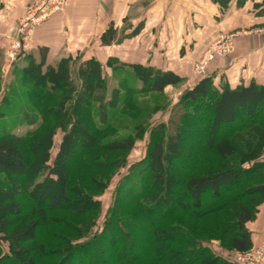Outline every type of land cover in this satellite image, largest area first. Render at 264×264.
I'll return each mask as SVG.
<instances>
[{"label":"trees","instance_id":"16d2710c","mask_svg":"<svg viewBox=\"0 0 264 264\" xmlns=\"http://www.w3.org/2000/svg\"><path fill=\"white\" fill-rule=\"evenodd\" d=\"M214 1L225 13L231 0ZM144 27L140 22L129 34L120 35L112 26L101 41L106 46L119 45L137 38ZM74 61L69 56L51 65L45 58L39 62L30 59L24 74L31 75L33 85L40 84L37 97L32 99L38 105H51L41 111L44 122L37 130L25 135L4 130L0 133V264H40L39 257L50 244L39 241V231L52 222V214L71 205L75 217L87 216L86 223L78 228L80 238H65L63 246L57 248L59 264H142L148 260L158 264H238L211 249L210 244L215 242L212 237L199 238V226L191 229L182 220L175 222V217L193 213L202 219L221 214L222 228L215 234L225 239H220L222 249L236 254L254 248L248 224L256 221L264 203V86L252 82L237 88L227 83L216 87L215 78L210 76L188 90L179 103L178 117L156 125L150 132L138 172L141 189L133 186L125 195L118 191L105 232L90 236L96 227L92 216L100 212L101 203L79 192L76 200L71 199V168L99 146L103 133L112 130L111 111L119 102L124 107L121 111L127 106L135 110L134 95L163 93L167 87L182 83L183 78L173 71L129 65L142 90L136 91L122 80L120 88L126 90L122 101L107 100L102 62L95 57L83 60L73 77ZM114 61L111 58L108 64L118 70ZM120 88L112 94L117 95ZM203 105L206 111L199 115L197 111ZM192 126L205 148L217 149L228 158L235 151L236 159L201 175L188 177L173 172L172 165L182 157L183 139ZM59 130L62 137L52 158ZM220 130L226 131L219 134ZM237 136L241 137L233 142ZM136 141L137 137L126 136L101 147L108 152H131ZM213 203L217 204L209 208ZM133 204L140 206V212L125 214L124 208ZM144 224L150 225L152 236L141 231ZM89 237L87 242L75 244ZM143 245H150L151 251L141 254Z\"/></svg>","mask_w":264,"mask_h":264},{"label":"rangeland","instance_id":"374dc122","mask_svg":"<svg viewBox=\"0 0 264 264\" xmlns=\"http://www.w3.org/2000/svg\"><path fill=\"white\" fill-rule=\"evenodd\" d=\"M78 1L82 0H69L68 4L61 8L60 12L57 14L60 13V15H63L65 13H70L73 8L80 4ZM35 2L24 9L19 15L17 21L12 24L11 32L14 37L12 36L13 38L7 51L11 48L14 39L18 41L22 40L23 33L29 30L27 29L26 31L21 32V23L23 17L26 16L28 10L35 4ZM81 9L84 10V8ZM143 14V10L138 5L130 7V14L122 24L123 35L129 34L132 29L139 24ZM70 18L72 22L77 24L83 20L79 16H72ZM49 19L37 23L36 28L33 29L32 38L35 36L37 29L47 23ZM154 25H157L156 29H154V35L145 34L140 39L126 40L116 47L106 50L107 53L101 50L96 42L95 44H91V50L96 51L94 55L100 57L99 59H101L104 66L103 76L108 85L107 100L112 98L118 101L124 97L126 90L124 87L120 88L119 85L122 80H126L134 90H142V83L137 78L134 70L129 66L133 64L149 66L156 71H163L166 68L159 69L157 65H162L165 64L163 62L169 61V64L171 65H168L167 68L175 67L176 69L179 67V69L175 71L181 75L183 82L177 86L167 87L163 93L145 92L134 95L132 100L133 102H136L135 110L130 109L129 106H127L125 110L121 111L124 107L123 103L119 102L116 110L111 111L110 123L112 125V130L105 134L103 133L99 138V146L95 148L89 156L82 158V160L75 163L71 168L69 184L71 199L73 201L76 200L78 197L76 193L79 192V195L86 194L94 196L95 199L99 200L101 203L100 212L92 216L96 221V227H94L90 236L99 235L105 232L106 226L108 225L109 212L112 207L115 206L116 200L119 197L118 195L120 194L118 191L122 192L121 195H125L133 186L136 190L141 189L139 185L141 179L139 178L138 172L142 168V161L146 156L150 140V132L153 127L160 123L168 124L171 117H173V119L177 118L179 115L178 111H180L179 103L183 99L185 93L195 87L202 79L210 76L214 77L216 87L224 83L223 79L217 80V76L210 72L212 71L211 66L218 59L224 57H218L214 61H211L208 65L206 74L199 75L195 72V64L201 60L208 47L219 41L221 37L236 35L234 37V48L229 54L232 55L236 51V44L239 40L257 38L264 35V26L261 28L241 27L232 31L218 32L216 34V28L213 26L214 24L205 23L206 26L204 25L205 27L203 26L202 28H205V31L210 30V33L208 32L210 37H203L200 45L195 46L196 41L194 39L193 42L188 43L185 42L184 38H175L171 36L169 27L176 26L178 27V30H180L183 26L182 23L160 22V24L154 23ZM194 25L197 27L196 23H194ZM157 30L161 33H166V37L162 39L155 37V32ZM32 38H30L29 47L18 55L15 62H11L8 59L7 51L5 54H0V133L4 130L16 135H25L28 132L37 130L44 122V118L42 117L43 113L41 111L47 109L51 105L50 103L38 105L32 99L36 96V91L40 87V84L37 83V85H33L29 79V76L31 78V75L27 77L24 74V69L29 65L30 59L35 57L33 54L36 53L38 59L35 60L37 62L40 61L37 51L34 53L32 52L33 50L30 49ZM182 40H184L183 43L185 44H182L179 48V43H182ZM137 41L140 42V44ZM159 47L162 51L158 52L156 48ZM109 53L116 54L109 57ZM123 53L125 54L123 60L120 57H117V55L120 56L123 55ZM72 57L75 60L72 63L74 77L79 63L85 60L84 58L86 57L80 54ZM111 58L116 59L117 62L114 61L112 63L115 67H119L118 70L109 66L108 61ZM153 64H155V66ZM117 88H120L119 91L116 92L117 95H113L114 92L112 90ZM205 111L206 106L203 105L197 113L200 115ZM226 130H220L219 134ZM126 136L137 137L135 147L131 152H108L101 147L106 143ZM61 137L62 132L59 130L54 140V147L51 149L52 158H54L57 153ZM240 137L241 136L232 138V141L237 142ZM183 140L185 145H183V148L181 149L182 157L175 159L172 165V171L175 173H182L188 177L201 175L208 173L210 170L221 168L225 164L232 163V160L236 159L235 151L233 152L232 157L228 158L217 151V149L205 148L204 141L200 139L198 131L193 126L184 136ZM190 140L197 141L198 144L195 142H188ZM190 166L191 170H188ZM245 166H248V164ZM186 203L190 204V199H187ZM216 204L217 203L210 204L209 208ZM73 209L74 208L71 205L65 210L52 214L54 217L52 222L39 231V241L50 244V246L43 250L42 256L40 255V264H59L61 256L57 255L56 250L63 246V240L68 237L71 239H78L81 237L78 228L85 225L87 216L81 218L75 217ZM229 210L230 208L228 211ZM259 210V213L264 210V203L260 206ZM123 212L128 215L137 214L140 212V206L137 204L129 205L124 208ZM223 219L224 216L221 214H209L205 216V218L200 219L199 216L192 213L188 216L179 215L178 217H175V222H180L182 220L185 224H189L191 229H194L195 225L199 226L198 231H196L199 238L208 239L212 237L215 242L210 244L211 249L215 253L221 254L223 257L236 262L235 253H229L221 247L222 243L220 242V239L223 241H225V239L223 237L221 238L219 234H215L217 233V229L222 228ZM141 231L147 236L153 235V230L149 224H144ZM50 233L52 235H50ZM90 239V237L83 238L76 241L75 244L85 243ZM262 244H264V240L254 246L252 250ZM150 251V245H143L141 254H146ZM188 257L189 256H186L184 258ZM142 264L158 263L154 260H148Z\"/></svg>","mask_w":264,"mask_h":264},{"label":"crops","instance_id":"0c3cea01","mask_svg":"<svg viewBox=\"0 0 264 264\" xmlns=\"http://www.w3.org/2000/svg\"><path fill=\"white\" fill-rule=\"evenodd\" d=\"M35 1L0 0V54L6 53L14 37L11 32L12 24L17 21L23 10ZM78 2L80 4L70 13L53 15L47 23L37 29L30 49L34 53L37 51L40 61L45 58L47 63L54 64L60 58L78 54L85 56L84 59L95 57L101 61L98 55L97 57L94 55L96 51L91 50V44L96 42L104 52L116 47L117 44L104 45L101 38L112 26L122 35V24L129 16L130 7L133 5H138L144 12L139 23L144 22L145 27L137 39L145 34L154 35L157 26L154 23L160 24V22L182 23L180 30L176 26L169 27L171 36L184 38L188 43L193 42L194 39L195 46L200 45L203 37H210V30L205 31V28H202L205 23L214 24L216 34L241 27L264 26L262 6L264 0H231L229 9L225 13H222L219 4L214 0H82ZM72 16H79L83 20L78 24L74 23L70 18ZM155 33L157 38L166 37V33H161L159 30ZM183 42L184 40L179 43V48L185 44ZM156 50L162 51L160 47ZM114 54L116 53H109L108 56L112 57ZM33 55L38 59L36 53ZM124 56V53L117 55L122 60ZM166 62L162 65L158 64V68H166L163 71L171 69L170 71L177 73L175 70L179 67L167 68L171 64L169 61ZM211 68L210 72L217 76V80L223 79L231 88L248 86L252 82L264 86V35L239 40L235 53L218 59ZM248 228L253 233L254 246L264 240V210L258 214L256 221L248 225Z\"/></svg>","mask_w":264,"mask_h":264},{"label":"built area","instance_id":"2783aa9c","mask_svg":"<svg viewBox=\"0 0 264 264\" xmlns=\"http://www.w3.org/2000/svg\"><path fill=\"white\" fill-rule=\"evenodd\" d=\"M69 0H37L23 17L20 30L23 33L22 40H13L11 48L7 51V57L11 62H15L18 55L25 51L30 45L33 29L37 23L51 18L60 12V9L68 4ZM236 35L224 36L210 47L204 56L195 64V72L199 75L207 73L208 65L218 57H226L234 48ZM235 261L238 264H264V244L247 253H236Z\"/></svg>","mask_w":264,"mask_h":264}]
</instances>
